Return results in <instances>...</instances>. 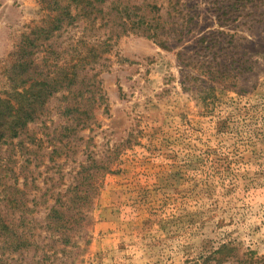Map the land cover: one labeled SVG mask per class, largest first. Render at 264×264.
I'll return each instance as SVG.
<instances>
[{"label": "rangeland", "instance_id": "1", "mask_svg": "<svg viewBox=\"0 0 264 264\" xmlns=\"http://www.w3.org/2000/svg\"><path fill=\"white\" fill-rule=\"evenodd\" d=\"M113 1L110 22H81L51 44L72 63L83 54L95 119L73 148L64 138L52 160L32 166L27 182L91 191L93 239L78 264H217L209 257L224 244L239 261L264 257V0H116L157 5L145 18L164 31L166 49L132 33L108 44L112 24L140 17L120 18ZM46 20L41 0H0V73L23 32ZM68 102L59 93L48 103L51 131L68 125ZM2 153L10 185L23 162L7 146Z\"/></svg>", "mask_w": 264, "mask_h": 264}, {"label": "trees", "instance_id": "2", "mask_svg": "<svg viewBox=\"0 0 264 264\" xmlns=\"http://www.w3.org/2000/svg\"><path fill=\"white\" fill-rule=\"evenodd\" d=\"M107 3L108 0H41L47 13L46 24H35L30 32H23L5 60L0 73V166L4 167L1 164L5 161L2 153L5 146L13 149L10 160L16 165L23 164L18 175L14 173L15 181L10 185L7 181L3 183L0 175V264H78L90 249L95 220L90 213L91 191L84 189L85 184L79 182L55 191L27 181L32 166L36 169L47 156L52 160L50 156L56 154L58 143L64 138L69 140L62 144L63 147L73 148L72 138L89 129L95 119L93 112L98 95L90 90L85 80L88 72L81 62L83 54L75 50L81 54L80 61L72 63L50 48L62 30L81 22L92 23L94 28L104 20L110 22L111 13L105 12ZM110 5L114 14L122 19L134 18L136 14L140 17L131 25L126 21L122 25L112 24L106 39L108 44L123 34L132 33L167 48L164 31L145 18L146 13L157 14V5L149 4L145 11L137 5L121 7L116 0ZM98 46L93 45L90 53H98ZM43 52L45 56L41 61ZM59 93L69 101L61 113L67 117L68 125L62 126L60 131L58 128L51 131L45 121L47 105ZM38 122L45 127L39 129L40 132L32 128ZM111 171L108 167L104 173ZM21 179L25 182L20 183ZM99 189L98 183L94 191ZM40 191H44L41 196L38 195ZM50 198L52 205L48 204ZM42 206L47 212L45 217L38 219L37 210ZM231 246L221 245L209 260L224 264L231 257L238 259L239 264H264V257L253 254L244 262L239 261L237 249Z\"/></svg>", "mask_w": 264, "mask_h": 264}]
</instances>
